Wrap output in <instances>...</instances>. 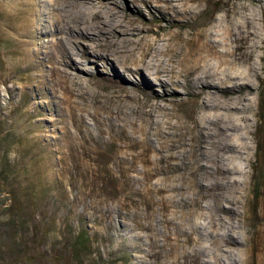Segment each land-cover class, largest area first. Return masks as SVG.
<instances>
[{"label":"rangeland","instance_id":"rangeland-1","mask_svg":"<svg viewBox=\"0 0 264 264\" xmlns=\"http://www.w3.org/2000/svg\"><path fill=\"white\" fill-rule=\"evenodd\" d=\"M55 1L0 0V264H15L12 246L38 249L30 264H51L83 230L91 245L81 261L57 264H252L242 250L264 217V0H174L170 12L117 0L166 50L178 86L156 68L110 64L105 41L78 36L85 8L71 7L60 27ZM206 75L228 90L214 101L241 119L232 142L249 145L230 181L216 164L194 172L216 159L215 140L228 142L213 133L226 110L198 94ZM218 181V200L197 194L196 183ZM242 188L238 228L225 210Z\"/></svg>","mask_w":264,"mask_h":264},{"label":"bare ground","instance_id":"bare-ground-1","mask_svg":"<svg viewBox=\"0 0 264 264\" xmlns=\"http://www.w3.org/2000/svg\"><path fill=\"white\" fill-rule=\"evenodd\" d=\"M130 1L133 2V4L136 5V7H139L138 11H142L141 10V8H143L142 5H145L146 7L152 8L153 11L156 12H164V11L170 12V11H176L177 10L176 5H179L178 3L175 4L176 2L174 0H130ZM54 3L58 4L59 10L53 12L51 14V17L54 21V24L60 27H62V25L65 24L66 13L68 12V10H70L71 7L80 5L85 8V13L88 15V17L86 21H84L83 23L79 22L80 24H76V27L79 31L78 36L81 38H91L92 35H95L100 40L105 41V44L103 45L105 46L104 55L105 58H107L108 61H110V64H113L114 61L118 62L122 60L123 71H130L132 69V66L138 68V70L140 71L141 69H143L144 71L147 72H150L149 70L151 68H156L157 70L156 74L158 76L156 78H160L162 72H167V75H165L167 76V80L172 82L173 86L177 85L174 82L175 76L173 74L175 71L174 70L175 65L171 67V69L167 68V66L165 67L164 61L162 60L164 59L163 57L166 56V50H164L159 45V41L148 40L146 35L143 34L145 32L143 31L144 29L143 30L138 29L135 25H133L134 23H132L131 20H127L124 16H122L123 14L121 15V12L124 11V7H122L117 0H56ZM125 9H127V7H125ZM111 16L114 17V19H112L115 20L114 21L115 23L113 22L114 25H110L109 18H111ZM113 47L116 49L113 50L115 53L111 50ZM51 62L53 64L56 63V66H58V68H62V66L64 65L68 67L74 65L73 62L69 60L67 61L65 59H60V60L57 59L56 61H51ZM198 81H200L201 84V90L198 92V94L203 96L205 100L204 105L206 107L212 106L215 109L226 110L225 112H220V114H215L217 123L222 121L224 125L223 126L222 124L218 125L217 130L213 133L217 135L223 134L228 140V142L218 143V141L215 140L214 144L216 143L215 147H217L216 159H214L215 157L213 158L211 156V158L213 159H209V161L207 160L208 162L206 165L198 166V168H195L194 172L197 173V171L201 168L203 170H206L207 172H210V169L211 170L213 169V164H216L215 172H217L220 175H223L222 176L223 179L226 178L228 179V181H230L234 171L236 173H240L239 167L235 164L236 161L242 157L241 155H243L244 150L249 148L248 143L246 144L241 143L238 145L232 142L233 139L232 132L239 129L240 126L237 122H239L241 119L234 117L235 113L232 114L230 110L231 108L229 109L228 108L229 106L227 107L225 103L217 102L214 101L213 99L221 93H226L228 91L226 88H223L218 84H216L215 82H213V80H211L210 78V75L201 77L200 79H198ZM143 103L146 104L145 102ZM234 105H236V103ZM234 108L237 109V111L239 109L237 105ZM169 156H175V153L170 152ZM220 159L223 161V164H221ZM226 160L228 161V163H224V161ZM192 164L196 165L198 163L192 161ZM181 168L184 167L182 164H179L176 165L175 170L180 171ZM164 171L170 172L171 169L170 167L169 168L164 167ZM196 185H198L199 187V190L197 192L198 195H201V192L205 191L207 194L203 192L204 197L211 196L216 198V200H218L219 199L218 191L223 187L224 184L218 181L215 184L204 185V184L196 183ZM231 186L235 190L241 189L240 188L241 182L234 180L231 183ZM242 189L243 190L241 191V196L234 197L230 201L231 207L225 210L228 213L232 214V216L236 215L237 217H239L238 228L242 227V223H245L246 221V216L244 212L243 213L240 212L237 208L238 205L240 206L243 205L244 198L246 196V192H245L246 188H242ZM209 217L212 219L214 217V214L210 213ZM256 220H257L256 223L259 225V227L253 231L251 240L245 243V248L242 250V252L244 253V255L250 256L252 257V259H254V262H252V264H264V232L261 227L264 226V217L259 215V217H257ZM229 229H230L229 235L234 234L235 227H231ZM224 256H227L226 252L224 253L223 257ZM232 257H234V255H232ZM233 260L234 262L224 261V263L238 264L237 258L234 257ZM243 263L247 264V262L245 261H243Z\"/></svg>","mask_w":264,"mask_h":264},{"label":"trees","instance_id":"trees-1","mask_svg":"<svg viewBox=\"0 0 264 264\" xmlns=\"http://www.w3.org/2000/svg\"><path fill=\"white\" fill-rule=\"evenodd\" d=\"M72 237V244H70V248L65 252V254H59L57 253V251L51 254V264H57V262L66 260V258L68 257H71V259L75 261H81L80 255L84 250L89 249L91 245L90 235L83 230ZM8 253L11 258V261H14L15 264H19V262L22 261L26 264L34 263L37 259L41 257V253L36 248H29L28 251H20L16 250V248L12 246L11 249H8Z\"/></svg>","mask_w":264,"mask_h":264}]
</instances>
